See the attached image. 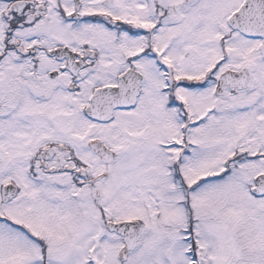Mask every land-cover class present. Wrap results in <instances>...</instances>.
Segmentation results:
<instances>
[{"label":"snow or ice","instance_id":"snow-or-ice-1","mask_svg":"<svg viewBox=\"0 0 264 264\" xmlns=\"http://www.w3.org/2000/svg\"><path fill=\"white\" fill-rule=\"evenodd\" d=\"M0 264H264V0H0Z\"/></svg>","mask_w":264,"mask_h":264}]
</instances>
